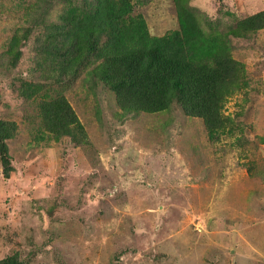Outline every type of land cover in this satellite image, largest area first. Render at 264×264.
Masks as SVG:
<instances>
[{
	"label": "rangeland",
	"instance_id": "374dc122",
	"mask_svg": "<svg viewBox=\"0 0 264 264\" xmlns=\"http://www.w3.org/2000/svg\"><path fill=\"white\" fill-rule=\"evenodd\" d=\"M66 6L0 0V120L15 127L9 177L0 162V261L264 264V29H230L264 11V0L188 4L192 26L223 35V52L240 63L219 140L179 105L125 113L115 93L84 76L71 86L51 81L56 69L41 64L37 39ZM135 14L154 36L180 26L174 0L137 2ZM23 82L63 93L87 144L52 134Z\"/></svg>",
	"mask_w": 264,
	"mask_h": 264
},
{
	"label": "trees",
	"instance_id": "16d2710c",
	"mask_svg": "<svg viewBox=\"0 0 264 264\" xmlns=\"http://www.w3.org/2000/svg\"><path fill=\"white\" fill-rule=\"evenodd\" d=\"M142 1L67 0L58 20L45 23L37 39L44 54L41 64L53 65L57 77L51 81L56 79L57 85L71 86L81 76L92 87L102 84L115 93L125 113H158L179 105L187 116L203 119L209 139L219 140L229 130L222 104L237 86L240 63L229 50L223 52V45L229 47L223 35L192 26L190 0H174L180 26L163 36L152 35L143 16L135 14V4ZM230 29H264V11ZM50 90V85L23 82L21 93L41 99L52 134L87 144L88 134L68 99L59 92L52 98ZM14 131V123L0 120V162L6 177L13 170L8 140ZM0 264L25 263L9 257Z\"/></svg>",
	"mask_w": 264,
	"mask_h": 264
}]
</instances>
